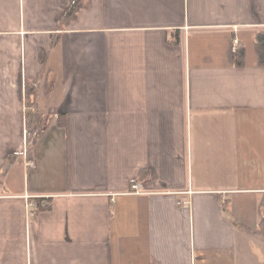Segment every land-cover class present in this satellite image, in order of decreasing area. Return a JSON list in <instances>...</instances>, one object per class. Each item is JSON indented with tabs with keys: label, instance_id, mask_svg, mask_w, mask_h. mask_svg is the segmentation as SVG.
<instances>
[{
	"label": "crops",
	"instance_id": "obj_1",
	"mask_svg": "<svg viewBox=\"0 0 264 264\" xmlns=\"http://www.w3.org/2000/svg\"><path fill=\"white\" fill-rule=\"evenodd\" d=\"M73 1L0 0V264H264V0Z\"/></svg>",
	"mask_w": 264,
	"mask_h": 264
},
{
	"label": "trees",
	"instance_id": "obj_2",
	"mask_svg": "<svg viewBox=\"0 0 264 264\" xmlns=\"http://www.w3.org/2000/svg\"><path fill=\"white\" fill-rule=\"evenodd\" d=\"M82 0H74L70 7L64 12V19L66 22H69L76 18V15L81 8ZM255 48L257 52V56L259 59L260 64L264 65V33H259L256 36L255 41ZM246 59V52L244 49H237L233 51L232 47L230 49V60L234 64H238L239 66L244 64ZM32 108L34 107L32 103ZM42 125V115L38 111H30L26 114V127L29 131H33L35 133L39 126ZM50 199H36L35 200V208L33 210L34 217H36L41 211L49 210L51 205ZM261 212H262V220H261V227L264 232V197L261 201Z\"/></svg>",
	"mask_w": 264,
	"mask_h": 264
},
{
	"label": "built area",
	"instance_id": "obj_3",
	"mask_svg": "<svg viewBox=\"0 0 264 264\" xmlns=\"http://www.w3.org/2000/svg\"><path fill=\"white\" fill-rule=\"evenodd\" d=\"M239 41L238 40H234V44H233V51H236V46L238 45ZM36 164V160L33 159V158H29L28 161H27V165L28 166H34ZM133 188L137 191L138 188H139V185H135L133 186ZM189 202L188 201H185V200H180L179 201V204H185L187 205Z\"/></svg>",
	"mask_w": 264,
	"mask_h": 264
},
{
	"label": "rangeland",
	"instance_id": "obj_4",
	"mask_svg": "<svg viewBox=\"0 0 264 264\" xmlns=\"http://www.w3.org/2000/svg\"><path fill=\"white\" fill-rule=\"evenodd\" d=\"M40 127V126H39ZM27 139H28V143L31 141L32 142V140L34 139V133H33V131L31 132V131H29V129H27ZM22 182V181H21Z\"/></svg>",
	"mask_w": 264,
	"mask_h": 264
}]
</instances>
